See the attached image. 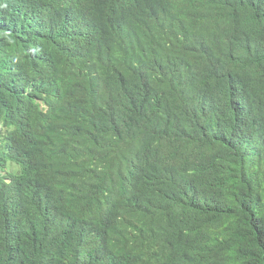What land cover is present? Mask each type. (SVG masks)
I'll return each mask as SVG.
<instances>
[{
  "label": "trees",
  "instance_id": "1",
  "mask_svg": "<svg viewBox=\"0 0 264 264\" xmlns=\"http://www.w3.org/2000/svg\"><path fill=\"white\" fill-rule=\"evenodd\" d=\"M0 264H264V0H0Z\"/></svg>",
  "mask_w": 264,
  "mask_h": 264
},
{
  "label": "clouds",
  "instance_id": "2",
  "mask_svg": "<svg viewBox=\"0 0 264 264\" xmlns=\"http://www.w3.org/2000/svg\"><path fill=\"white\" fill-rule=\"evenodd\" d=\"M15 8H17V7H15ZM37 101H38L39 104L40 103L42 104V107L45 109V112L49 111L50 105H47L46 101H43V100H37Z\"/></svg>",
  "mask_w": 264,
  "mask_h": 264
}]
</instances>
